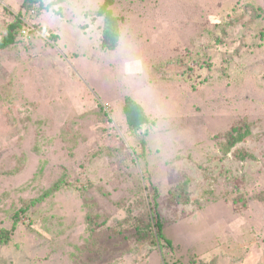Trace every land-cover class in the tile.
I'll use <instances>...</instances> for the list:
<instances>
[{
	"label": "rangeland",
	"instance_id": "obj_1",
	"mask_svg": "<svg viewBox=\"0 0 264 264\" xmlns=\"http://www.w3.org/2000/svg\"><path fill=\"white\" fill-rule=\"evenodd\" d=\"M56 1L0 0V38L22 25L0 50V264H264V0H114V51L107 0ZM125 97L153 128L127 129ZM245 127L254 159L218 160Z\"/></svg>",
	"mask_w": 264,
	"mask_h": 264
},
{
	"label": "trees",
	"instance_id": "obj_2",
	"mask_svg": "<svg viewBox=\"0 0 264 264\" xmlns=\"http://www.w3.org/2000/svg\"><path fill=\"white\" fill-rule=\"evenodd\" d=\"M25 2L29 3H36L39 2V0H25ZM61 0H57L53 3H59ZM51 3V5H53ZM114 3V0H107L102 4V6L97 10L96 13H94L95 17L98 19H102V28H101V48L103 50L108 51H114L116 47L118 46L119 42V21L117 18L114 17L113 12L111 10V7ZM40 6H42L40 4ZM50 6L44 7V9L49 8ZM22 28L21 25V19L20 16L17 15L14 17V20L7 25V27L4 29V34L0 38V50L10 49L11 46H14L17 41V36L19 35V31ZM23 31V30H22ZM213 33L212 31L208 30V35L211 36ZM182 57H189L190 56H183L178 54L171 60L175 65L182 66L184 63V58ZM167 66V65H166ZM164 68V67H162ZM103 108L100 107V112H103ZM122 115L124 117L125 124L127 126V129L132 133H137L140 131L143 127L145 128H153L154 122H151V120L147 117L145 114L143 108L134 102L129 97H125L122 100ZM252 136L251 130L248 127H245L243 129H230L229 131L225 132L223 134V139L218 140L214 143L213 148L219 152V155L217 157L218 160L223 161L225 160L229 155L232 158L233 162H244L246 160H253L254 157L252 153H250L248 150L244 148H236L237 145L242 144L246 142L248 139H250ZM142 147L145 146V142L141 141ZM142 154H137L136 158L141 159L143 157ZM125 158H129L127 154H124ZM190 184V183H189ZM67 186L68 184L64 181H58L56 184L47 192L44 193V196L48 197L52 195L53 193L58 192L62 186ZM189 185L187 183H182L176 187V194L174 197V201L178 202V204L182 206H186L188 204V196L187 195V189ZM17 215V214H15ZM85 218L87 223L88 230L90 232V236H94L96 232H99L102 227L101 223L104 221L105 217L101 215V213L94 211L91 206L85 207ZM157 220L153 224L155 226V235L151 240L149 241L150 245H154L155 241L158 240L160 242H164L166 247L171 248L172 244L169 240L164 238L162 232H163V226L158 221V217H156ZM93 221V222H92ZM94 222H97L96 225H94ZM126 227L129 229H133V223L131 225L126 223ZM135 236H137V240H139L138 234H139V225L135 224ZM141 235V232H140ZM9 235L6 234L3 230L0 231V245H5L8 243ZM144 241V240H141Z\"/></svg>",
	"mask_w": 264,
	"mask_h": 264
},
{
	"label": "built area",
	"instance_id": "obj_3",
	"mask_svg": "<svg viewBox=\"0 0 264 264\" xmlns=\"http://www.w3.org/2000/svg\"><path fill=\"white\" fill-rule=\"evenodd\" d=\"M24 33V32H23Z\"/></svg>",
	"mask_w": 264,
	"mask_h": 264
}]
</instances>
